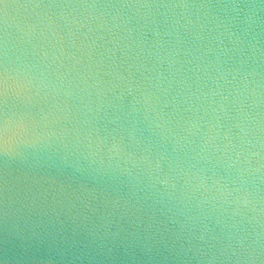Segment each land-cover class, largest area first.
Wrapping results in <instances>:
<instances>
[{
	"label": "water",
	"instance_id": "obj_1",
	"mask_svg": "<svg viewBox=\"0 0 264 264\" xmlns=\"http://www.w3.org/2000/svg\"><path fill=\"white\" fill-rule=\"evenodd\" d=\"M38 2L0 3V264H264V0Z\"/></svg>",
	"mask_w": 264,
	"mask_h": 264
},
{
	"label": "snow or ice",
	"instance_id": "obj_2",
	"mask_svg": "<svg viewBox=\"0 0 264 264\" xmlns=\"http://www.w3.org/2000/svg\"><path fill=\"white\" fill-rule=\"evenodd\" d=\"M37 7H69V3H48L44 4L38 2V0H33ZM3 3V0H0ZM21 87H26L19 83L12 82V77L10 75L9 67L6 58L0 61V106H2V111H0V154L6 155L7 144L11 137L21 135L26 132L27 128L23 122V119H19L14 123H9L7 104L10 91L19 89ZM116 146L113 145V148ZM8 180L7 172L5 171L2 176H0V203L4 205V215L7 216V200H8Z\"/></svg>",
	"mask_w": 264,
	"mask_h": 264
},
{
	"label": "clouds",
	"instance_id": "obj_3",
	"mask_svg": "<svg viewBox=\"0 0 264 264\" xmlns=\"http://www.w3.org/2000/svg\"><path fill=\"white\" fill-rule=\"evenodd\" d=\"M9 123L11 124V123H14V122L9 120ZM9 153H10V141L7 144L6 155H9ZM159 182H163V181L161 180Z\"/></svg>",
	"mask_w": 264,
	"mask_h": 264
}]
</instances>
